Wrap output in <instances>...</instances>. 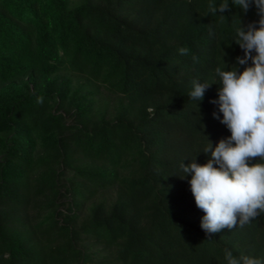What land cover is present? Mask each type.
I'll return each instance as SVG.
<instances>
[{"label":"trees","instance_id":"trees-1","mask_svg":"<svg viewBox=\"0 0 264 264\" xmlns=\"http://www.w3.org/2000/svg\"><path fill=\"white\" fill-rule=\"evenodd\" d=\"M210 3L0 0V264L264 260V212L208 238L179 178L230 136L215 69L243 56L233 15L258 19Z\"/></svg>","mask_w":264,"mask_h":264},{"label":"clouds","instance_id":"clouds-1","mask_svg":"<svg viewBox=\"0 0 264 264\" xmlns=\"http://www.w3.org/2000/svg\"><path fill=\"white\" fill-rule=\"evenodd\" d=\"M244 14L255 8L256 21L243 24L237 17L233 42L239 46L243 56H237L230 70L229 65L215 69L220 87L218 99L210 103L218 106L213 118L226 126L230 136L220 139L215 147L208 143L203 153L210 158L205 164L196 159L180 168L181 180H187L195 204L205 215L200 227L208 238L222 229H233L250 223L264 212V0H231ZM215 13L230 11L229 0H221L219 7L209 4ZM221 19H225L221 15ZM187 48L178 49L187 55ZM197 58L193 57L195 61ZM240 66L243 71H240ZM211 85L198 80L191 82L188 96L193 101H202ZM43 103V97L37 98ZM259 162L253 163V158ZM259 210V211H258ZM227 264H264V260L248 255L234 256L224 249Z\"/></svg>","mask_w":264,"mask_h":264}]
</instances>
